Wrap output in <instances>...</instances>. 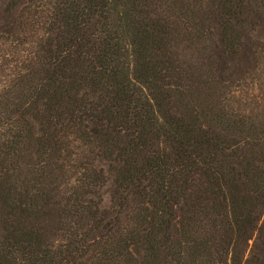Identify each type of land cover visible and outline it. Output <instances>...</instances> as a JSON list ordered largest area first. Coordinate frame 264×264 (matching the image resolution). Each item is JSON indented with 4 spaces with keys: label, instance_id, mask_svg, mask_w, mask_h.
Segmentation results:
<instances>
[{
    "label": "trees",
    "instance_id": "obj_1",
    "mask_svg": "<svg viewBox=\"0 0 264 264\" xmlns=\"http://www.w3.org/2000/svg\"><path fill=\"white\" fill-rule=\"evenodd\" d=\"M0 264H264V0H0Z\"/></svg>",
    "mask_w": 264,
    "mask_h": 264
},
{
    "label": "rangeland",
    "instance_id": "obj_2",
    "mask_svg": "<svg viewBox=\"0 0 264 264\" xmlns=\"http://www.w3.org/2000/svg\"><path fill=\"white\" fill-rule=\"evenodd\" d=\"M246 88H250V86H246ZM104 170H106L105 167H103ZM110 190H111V185L110 183H107V185L104 187L102 190V203H101V208H108L110 205Z\"/></svg>",
    "mask_w": 264,
    "mask_h": 264
}]
</instances>
